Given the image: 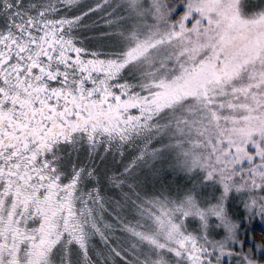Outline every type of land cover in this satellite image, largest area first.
Masks as SVG:
<instances>
[{
  "label": "snow or ice",
  "instance_id": "obj_1",
  "mask_svg": "<svg viewBox=\"0 0 264 264\" xmlns=\"http://www.w3.org/2000/svg\"><path fill=\"white\" fill-rule=\"evenodd\" d=\"M236 200L264 218V0H0V264H264Z\"/></svg>",
  "mask_w": 264,
  "mask_h": 264
},
{
  "label": "rangeland",
  "instance_id": "obj_2",
  "mask_svg": "<svg viewBox=\"0 0 264 264\" xmlns=\"http://www.w3.org/2000/svg\"><path fill=\"white\" fill-rule=\"evenodd\" d=\"M170 163L171 161H167L163 165L165 169L164 175L168 177V179L164 180L163 183L165 185L170 183H182L179 177H181L183 174L172 172L171 168L169 167ZM233 210L237 213L238 216L242 215L244 217L242 224V233L246 235H241V239L255 241V243L257 244H262V242L260 241V232L262 231L264 233V218H261L259 214L253 215L251 216V218H249V215L247 213H244L243 206L240 204L239 200H236L234 202ZM248 246L249 245H245V247Z\"/></svg>",
  "mask_w": 264,
  "mask_h": 264
},
{
  "label": "trees",
  "instance_id": "obj_3",
  "mask_svg": "<svg viewBox=\"0 0 264 264\" xmlns=\"http://www.w3.org/2000/svg\"><path fill=\"white\" fill-rule=\"evenodd\" d=\"M260 241L264 244V233L262 231L260 232Z\"/></svg>",
  "mask_w": 264,
  "mask_h": 264
}]
</instances>
